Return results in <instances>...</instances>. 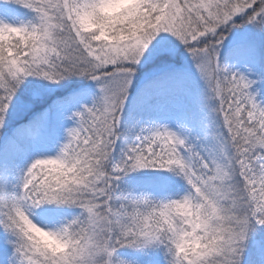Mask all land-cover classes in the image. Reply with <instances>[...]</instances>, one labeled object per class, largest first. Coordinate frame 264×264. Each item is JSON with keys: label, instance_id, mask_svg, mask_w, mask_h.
<instances>
[{"label": "snow or ice", "instance_id": "1", "mask_svg": "<svg viewBox=\"0 0 264 264\" xmlns=\"http://www.w3.org/2000/svg\"><path fill=\"white\" fill-rule=\"evenodd\" d=\"M0 264H264V0H0Z\"/></svg>", "mask_w": 264, "mask_h": 264}]
</instances>
